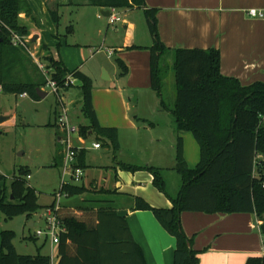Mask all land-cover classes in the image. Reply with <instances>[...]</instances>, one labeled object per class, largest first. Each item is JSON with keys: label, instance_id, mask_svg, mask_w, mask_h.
Instances as JSON below:
<instances>
[{"label": "crops", "instance_id": "crops-1", "mask_svg": "<svg viewBox=\"0 0 264 264\" xmlns=\"http://www.w3.org/2000/svg\"><path fill=\"white\" fill-rule=\"evenodd\" d=\"M28 1L38 23L23 13L21 17L34 25H28L32 34L39 37L34 45L40 46L44 41L69 70L78 69L91 77L92 101L100 125L118 130L117 148L93 129L86 137L81 135L80 130L75 133L78 138L70 135L71 145L78 147V153L83 151L85 167L82 185L88 191L80 195V201L66 205L78 209L115 207L126 218L134 239L142 247L146 264H174L176 238L162 226L151 210L132 208L134 196H140L159 208L171 207L170 198L154 186L153 175L149 171L131 172L119 166L124 162L158 167L162 169L165 182L164 174L177 172L174 117L170 110L162 108L161 97L151 85V52L148 47L153 44V37L150 42L145 38V44H142L144 38L136 33L137 23L132 17L134 10L140 8H102L89 4V0ZM145 2L147 8L157 9L160 39L170 49L216 47L221 51L223 74L237 77L244 85L264 80V17L248 14L252 8L264 12V0ZM69 7L73 8L75 24L72 28L67 27L64 34L53 23L50 9L57 8L62 18L63 12H70ZM111 13H116L120 20L111 24ZM119 22L126 32L124 40L106 46L107 58L92 54L90 48L100 40L101 44H107L111 26ZM114 56L122 59L128 67L126 75L120 73L117 62L109 60ZM79 85V80L74 78L73 86L60 92L71 121L78 127L89 123L84 116L82 123H76L74 119L83 115L81 91L74 90V87L80 90ZM21 96L28 95L24 93ZM56 113L58 120V106ZM57 129L59 148L64 154L66 145L62 140L66 135L59 125ZM182 136L186 161L194 167L200 159L199 144L190 132ZM96 142L101 143L100 148L94 147ZM166 189L171 196L179 192L170 193L167 183ZM26 222L29 228L37 224L33 217L26 216ZM181 223L186 235L194 238L193 247L203 250L198 264H246L249 257L264 254V235L255 213L183 211ZM50 248L54 253L51 255L49 252L48 255L53 264H57L58 244H50Z\"/></svg>", "mask_w": 264, "mask_h": 264}, {"label": "trees", "instance_id": "trees-1", "mask_svg": "<svg viewBox=\"0 0 264 264\" xmlns=\"http://www.w3.org/2000/svg\"><path fill=\"white\" fill-rule=\"evenodd\" d=\"M89 4L104 8H140L153 37L150 74L152 88L161 97V106L171 111L177 132L176 166L182 184L176 196L166 189L162 169L155 166L121 162L123 170L136 172L147 170L153 175V184L166 194L172 206H152L140 196H134V210H151L162 226L176 238L174 264H198L203 250L193 247V237L182 228L183 211L206 213L252 212L262 223L264 235V80L244 85L234 76L221 71V51L216 47L170 49L160 39L157 9L147 8L145 0H89ZM38 23L28 0H0V87L5 93H26L38 100L36 88H45L48 78L55 81L59 91L73 86L68 77L80 82L82 113L88 125H80V133L86 137L93 129L118 147V130L101 126L95 112L92 91L93 81L81 70H69L61 58L55 57L51 46L41 41L40 48L47 51L43 58L47 74L33 56L11 40L15 31L28 36L30 28L22 23L21 14ZM53 23L58 27L61 15L58 9H50ZM73 26H69L72 28ZM60 43L56 45L58 50ZM129 48H141L130 46ZM147 48V47H146ZM173 52L175 101L170 107L162 90L165 54ZM120 73L126 75L128 67L116 59ZM194 135L200 148L199 162L190 167L184 155L182 134ZM63 163L64 154L61 148ZM83 151L77 155V165L84 168ZM29 173L20 169L10 179L0 174V212L12 219L19 215L32 217L40 208L37 190L28 184ZM59 191L68 197L85 194L84 185L63 182ZM54 193V195H56ZM48 207L55 208V201ZM47 207V208H48ZM61 225L66 228L60 234L57 264H146L142 247L134 239L126 218L113 206L98 208H73L60 206L56 210ZM0 264H53L52 258L38 250L34 255L17 252L12 230L0 234ZM36 236L31 239H36ZM246 264H264V254L251 256Z\"/></svg>", "mask_w": 264, "mask_h": 264}, {"label": "rangeland", "instance_id": "rangeland-1", "mask_svg": "<svg viewBox=\"0 0 264 264\" xmlns=\"http://www.w3.org/2000/svg\"><path fill=\"white\" fill-rule=\"evenodd\" d=\"M72 9V7H69L70 12H63L59 24V31L64 34L67 33V27L74 26L75 24V15L72 13ZM132 17L137 23L138 30L136 33L144 38L142 44H145V38L148 39L147 42L152 41V35L144 11L136 9L132 13ZM22 23L31 27L34 26L33 23L25 19H22ZM125 33L120 22L114 27L111 26V31L108 33L106 39L107 44H101L100 40L99 44L97 43L96 46L90 48L91 53L107 58L106 46L113 44V42L117 44L123 41ZM28 36L30 38L29 48L34 53L36 62H40L46 66L47 62L43 56L48 54V52L42 50L40 46L34 45L39 37L33 41L34 34H32L31 29ZM116 59L114 56L109 60L116 62ZM173 59L174 56L171 51V53L165 54L163 62H161L166 70V79L162 93L166 103L172 106L176 94ZM74 90L80 91L78 87H74ZM46 91L48 94L38 100L30 96L23 97L13 93L0 92V174L10 179L12 176L18 175L20 169L27 170L30 177L26 176V179L28 184L37 190L38 202L41 205V208L32 216L37 221L34 228L28 227L25 215L9 219L0 212V234L4 230L14 231L16 234L14 244L17 252L20 254L34 255L40 249L44 254L51 252V255H53L54 250L50 248L51 236H46L45 234V231H47L45 222L47 207L53 201H56L54 193L59 192L63 182L74 183L76 185L83 184L82 179L76 181L71 178L70 174L64 173L58 140L57 96L50 90ZM83 116L81 115L79 118L75 117V122H84L85 118ZM1 117L6 119L1 121ZM73 135L74 138H78L77 134ZM164 176L169 192L174 195L181 187V177L177 172L166 173ZM80 199L81 196L67 198L65 195H60L59 203L60 206H63L70 202L80 201ZM65 207L73 210L68 205ZM74 208L78 209L77 207ZM38 229L44 230V234L35 240L31 239V237L35 236V231ZM53 245L57 246V244Z\"/></svg>", "mask_w": 264, "mask_h": 264}, {"label": "built area", "instance_id": "built-area-1", "mask_svg": "<svg viewBox=\"0 0 264 264\" xmlns=\"http://www.w3.org/2000/svg\"><path fill=\"white\" fill-rule=\"evenodd\" d=\"M248 14L252 17H264V12L257 10L255 8L249 9ZM120 17L116 13H111L109 15V21L111 24H114L115 22L119 21ZM11 40L14 45L16 46H22L25 48L36 60L34 53L30 50V38L29 36L22 35L18 32L12 31L11 32ZM39 67L44 71L45 74H47V70L45 69V65L41 64L40 62H37ZM74 84V77L70 75L68 77L67 84ZM46 88L49 89L51 92H53L57 96V102H58V108H59V115L57 123L59 127L65 132V138L62 140V143L66 145L65 151H64V160H63V168L64 173L70 174L71 178L78 181L82 179L84 175V169L77 165V155H78V147L72 146L70 141V135L75 134L79 132L78 125L74 124L69 116L68 107L66 106L62 95L55 83V81H52L48 78ZM1 91V87H0ZM95 148H100L101 143L96 142L93 144ZM30 177V175H28ZM60 195L62 196L61 192H57L56 201H55V208L48 207L47 213L45 216V222H46V230L45 234L46 236H51V244H58L60 241V234L66 230L65 227L61 225L60 219L58 218L56 214V210L60 207ZM261 223V221H260ZM44 234V230L38 229L35 231V236L39 237Z\"/></svg>", "mask_w": 264, "mask_h": 264}, {"label": "water", "instance_id": "water-1", "mask_svg": "<svg viewBox=\"0 0 264 264\" xmlns=\"http://www.w3.org/2000/svg\"><path fill=\"white\" fill-rule=\"evenodd\" d=\"M38 35L36 34L34 37H33V41H35L37 39ZM36 92H37V95L40 97V98H43L45 97L48 92L46 90H44L43 88L41 87H37L36 88ZM4 119V117H1V121Z\"/></svg>", "mask_w": 264, "mask_h": 264}]
</instances>
